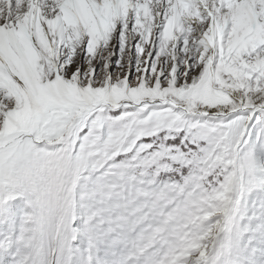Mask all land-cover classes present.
I'll list each match as a JSON object with an SVG mask.
<instances>
[{"label": "snow or ice", "instance_id": "snow-or-ice-1", "mask_svg": "<svg viewBox=\"0 0 264 264\" xmlns=\"http://www.w3.org/2000/svg\"><path fill=\"white\" fill-rule=\"evenodd\" d=\"M0 264H264V0H0Z\"/></svg>", "mask_w": 264, "mask_h": 264}, {"label": "trees", "instance_id": "trees-1", "mask_svg": "<svg viewBox=\"0 0 264 264\" xmlns=\"http://www.w3.org/2000/svg\"><path fill=\"white\" fill-rule=\"evenodd\" d=\"M10 207L13 211L19 212V210L23 207L22 201H14L10 204Z\"/></svg>", "mask_w": 264, "mask_h": 264}, {"label": "rangeland", "instance_id": "rangeland-1", "mask_svg": "<svg viewBox=\"0 0 264 264\" xmlns=\"http://www.w3.org/2000/svg\"><path fill=\"white\" fill-rule=\"evenodd\" d=\"M16 201H22L21 199H17ZM14 202V201H13ZM12 203V202H11ZM22 205H23V201H22ZM19 213V212H18Z\"/></svg>", "mask_w": 264, "mask_h": 264}]
</instances>
